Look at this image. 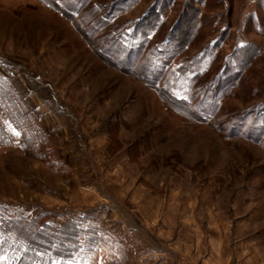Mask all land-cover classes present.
I'll return each mask as SVG.
<instances>
[{
	"label": "rangeland",
	"instance_id": "obj_1",
	"mask_svg": "<svg viewBox=\"0 0 264 264\" xmlns=\"http://www.w3.org/2000/svg\"><path fill=\"white\" fill-rule=\"evenodd\" d=\"M0 85L47 137L0 107V206L89 219L90 264L264 258V0H0Z\"/></svg>",
	"mask_w": 264,
	"mask_h": 264
},
{
	"label": "trees",
	"instance_id": "obj_2",
	"mask_svg": "<svg viewBox=\"0 0 264 264\" xmlns=\"http://www.w3.org/2000/svg\"><path fill=\"white\" fill-rule=\"evenodd\" d=\"M141 45L147 46L146 42L138 46ZM0 107L20 133L28 152L43 156L47 137L20 94L11 86L0 85ZM15 140L14 134L0 120V148L13 146ZM88 222L89 219L80 217L58 225L43 222L41 216L28 217L19 208L2 205L0 257L14 264H90L87 259L99 240L89 235L97 234L99 228L87 229ZM44 235L50 236V240Z\"/></svg>",
	"mask_w": 264,
	"mask_h": 264
},
{
	"label": "crops",
	"instance_id": "obj_3",
	"mask_svg": "<svg viewBox=\"0 0 264 264\" xmlns=\"http://www.w3.org/2000/svg\"><path fill=\"white\" fill-rule=\"evenodd\" d=\"M239 246H231L228 253L220 249L219 254H216L213 260L211 258L212 262L214 263L215 260H218L219 264H264V258L261 257L260 259L257 253L261 249H255L253 246L251 248ZM155 255L161 256V253L158 251ZM198 255L200 253H197L196 256L198 257Z\"/></svg>",
	"mask_w": 264,
	"mask_h": 264
}]
</instances>
